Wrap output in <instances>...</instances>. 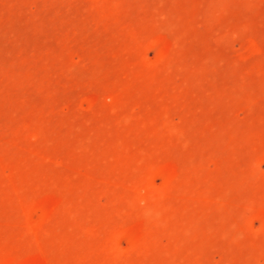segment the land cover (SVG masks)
<instances>
[{"label": "rangeland", "instance_id": "rangeland-1", "mask_svg": "<svg viewBox=\"0 0 264 264\" xmlns=\"http://www.w3.org/2000/svg\"><path fill=\"white\" fill-rule=\"evenodd\" d=\"M0 264H264V0H0Z\"/></svg>", "mask_w": 264, "mask_h": 264}]
</instances>
